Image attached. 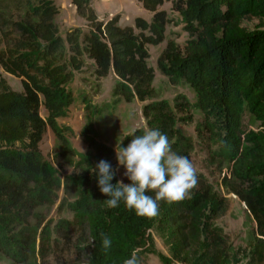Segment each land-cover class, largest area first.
<instances>
[{"label": "trees", "instance_id": "16d2710c", "mask_svg": "<svg viewBox=\"0 0 264 264\" xmlns=\"http://www.w3.org/2000/svg\"><path fill=\"white\" fill-rule=\"evenodd\" d=\"M94 2L71 0L86 26L69 28L62 37L55 0H0V67L22 87L12 91L0 78V260L123 264L133 251L137 257L147 251L160 264H264V0H137L151 19L135 18L133 27H120L119 15L98 21ZM164 3L188 39L182 47L167 41L156 69L172 86L187 85L193 103L182 95L171 105L150 102L154 70L147 47L165 41L171 20L159 10ZM88 68L97 81L112 73V96L142 103L146 130L167 135L174 152L191 161L201 147L219 174L216 186L196 173L190 195L171 204L159 201L151 218L136 216L123 203L108 208L93 169L101 159L116 169L113 150L85 137L86 152H78L71 130L59 124L73 103L69 85ZM246 115L258 131L246 129ZM190 125L195 139L179 129ZM47 132L59 147L51 160L40 151ZM143 132L135 130L120 146ZM117 180L115 174L112 183ZM215 188L242 203L254 222L248 250L231 252L214 223L227 205ZM55 206L71 219L54 220ZM152 231L168 245L169 257L154 251ZM101 234L112 241L107 251Z\"/></svg>", "mask_w": 264, "mask_h": 264}, {"label": "rangeland", "instance_id": "374dc122", "mask_svg": "<svg viewBox=\"0 0 264 264\" xmlns=\"http://www.w3.org/2000/svg\"><path fill=\"white\" fill-rule=\"evenodd\" d=\"M95 0L92 9L101 21L106 22L113 16L119 15L120 27H133L134 19L141 18L147 22L151 19V14L145 11L137 0ZM59 9L55 23L58 27L59 34L63 37L69 28L84 29L85 22L76 16L75 10L71 5V0H55ZM159 10L166 12L171 23L166 27L165 41L155 47H147L149 54L148 66L154 70V79L152 87L155 91L154 101H166L170 105L173 99L178 96H184L190 103L194 102V93L184 83L172 86L168 80L159 74L156 69V60L164 49L167 41H174L180 47L188 39L183 32L182 26L178 24V17L171 12L169 3H164ZM253 24H246L252 27ZM81 74L76 75L73 82L69 85L73 94V103L68 110L66 118L59 121V124L71 130L70 143L78 152L85 153L86 147L84 138L90 137L109 147L114 152L113 163L117 168L115 158V149L122 143L123 139L137 129L146 130L145 122L142 117V103L133 100L131 103H125L116 100L112 96V89L116 78L112 73L103 79L97 81L91 74V69H85ZM0 78L4 79L7 86L16 92L22 90L21 81L15 77L9 76L3 72L0 67ZM44 116L43 112L41 113ZM195 121L200 119V114L192 110ZM244 126L247 130L258 131V124L252 117H244ZM193 125L179 126L182 132L192 139H195ZM58 144L50 132L44 136L40 145V151L43 157L51 160L54 151L58 150ZM191 163L196 173L204 175L209 182L216 186L219 174L214 167H210L206 161V153L201 147H196L192 155ZM123 167L120 166L116 171L118 180L126 183L123 176ZM219 197L226 199V210L222 216L217 218L214 223L223 229L224 234L228 237L231 244V252L237 250H248L253 244L255 238V225L245 207L235 197L225 195L222 189L215 188ZM55 206L50 216L57 220L59 218L70 220L71 215L65 211L57 213ZM151 236L154 242L153 249L156 253L169 257L168 245L156 232L152 231ZM147 249H150L148 247ZM139 264H160L155 254L147 251L141 252L138 256ZM0 264H13L8 260H0ZM241 264H245L243 261Z\"/></svg>", "mask_w": 264, "mask_h": 264}, {"label": "clouds", "instance_id": "9594fccd", "mask_svg": "<svg viewBox=\"0 0 264 264\" xmlns=\"http://www.w3.org/2000/svg\"><path fill=\"white\" fill-rule=\"evenodd\" d=\"M117 168L101 159L93 173L101 194L106 196L108 208L124 207L140 217H155L159 201L176 203L190 195L197 185L196 170L191 161L172 150L169 138L158 129H147L142 135H133L126 147L115 149ZM122 166L128 181L112 183L117 169ZM152 192L154 196L147 193ZM101 245L107 251L112 244L109 237L101 234ZM123 264H139L135 251Z\"/></svg>", "mask_w": 264, "mask_h": 264}, {"label": "crops", "instance_id": "0c3cea01", "mask_svg": "<svg viewBox=\"0 0 264 264\" xmlns=\"http://www.w3.org/2000/svg\"><path fill=\"white\" fill-rule=\"evenodd\" d=\"M107 1H108V0H104L102 3H107ZM94 12H95V11H94ZM95 15H96V13H95ZM96 17H97L98 21L103 22V21L100 20V18L98 17V15H96ZM106 21H107V20H106Z\"/></svg>", "mask_w": 264, "mask_h": 264}]
</instances>
